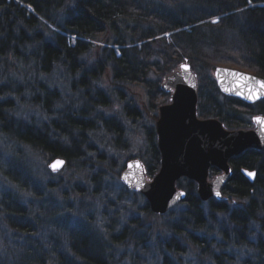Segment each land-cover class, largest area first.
<instances>
[{"label": "trees", "instance_id": "1", "mask_svg": "<svg viewBox=\"0 0 264 264\" xmlns=\"http://www.w3.org/2000/svg\"><path fill=\"white\" fill-rule=\"evenodd\" d=\"M64 2L0 0V57H5L10 50L14 56H19L18 40L31 44L32 39H35L42 45L34 52V56L45 69L59 60L67 63L71 74H79L77 86L86 84L88 76H100L101 71L110 68L114 82L142 85L147 91L148 103L154 107L163 99L167 100L168 96L162 90L163 81L153 80L151 75L165 77L186 61L199 78L197 111L201 119H218L228 129L236 130L250 127L252 116L264 115V100L248 105L238 98L224 96L213 75L216 66H224L264 78V0H74L75 5L68 12L69 18L63 25L55 15ZM28 6L32 7V11ZM211 19L218 21L209 22ZM46 33L51 34V41H43ZM104 35L110 41L109 46L99 52L101 55L98 58L102 57L103 61L97 59L91 69H82L80 58L93 50V41ZM6 47L9 49L6 50ZM3 91L0 88V93ZM11 107L12 102L9 100L0 103V120H3V110ZM73 115L68 118L70 127L67 134L70 136L73 131L81 133L79 138H72L70 147L52 140L46 132H35L33 126L27 125L24 130H12V133L18 141L35 147L38 145V149L48 153L51 158L62 157L69 162L84 159L77 150L86 138L82 131L92 127L90 130L96 132L98 128L84 122V119L77 120ZM121 122L118 118H112L106 128L121 138L124 130ZM147 133L144 152L130 159H139L146 177L151 179L161 167V153L156 131L151 127ZM231 165L234 173L223 189V199L210 201L207 208L197 195L193 182L188 181L187 186L183 187L188 194L183 205L190 206V211L184 213L189 218L191 230L197 233L206 229L209 217L214 212L219 213L224 216L223 223L231 229L230 232L226 228L224 231L217 229L225 243L208 240L206 236L200 238L192 235L190 238L198 255H208L213 264H264V149L247 150L234 158ZM243 169L256 172L254 182L244 176ZM216 171L212 170V176L217 174ZM228 203H234L233 209L227 206ZM40 209L42 216L46 210L44 207ZM144 209L150 213L148 205ZM6 211L18 217L26 216L25 210L21 208ZM37 219L38 222H32V225L22 222L17 224L11 219L9 221V218L6 222L13 229L30 236L39 234L44 224ZM133 223L141 231V223L138 220ZM214 223L217 225L219 222ZM56 224H60V221ZM57 226L53 225L55 228ZM82 226L79 228L75 224L64 231L69 236L64 251H59L63 246L53 243L51 249L54 247L52 251H57L58 255L49 252L48 245L39 238L40 244L34 243L22 249L17 264H50L53 256L57 257V264H135L124 258L116 261L110 252L130 240L139 241L135 239L136 230L127 235L130 231L125 228L106 240L104 234L101 236L92 228L85 229ZM250 227L251 238L245 235ZM112 229L108 227L109 234ZM187 231L190 232V229ZM139 242H143V238ZM230 246L246 247L257 252L253 256L250 254V257L241 250L231 254L228 251ZM175 249H179L177 245ZM12 263L10 258L0 260V264ZM162 264L171 263L166 259Z\"/></svg>", "mask_w": 264, "mask_h": 264}, {"label": "rangeland", "instance_id": "2", "mask_svg": "<svg viewBox=\"0 0 264 264\" xmlns=\"http://www.w3.org/2000/svg\"><path fill=\"white\" fill-rule=\"evenodd\" d=\"M64 3L55 15L63 25L69 18L68 12L75 5L74 0H65ZM51 39L49 33L43 36V41ZM18 41L19 56H14L10 50L5 57H0V88L5 90L0 93V103L9 100L13 106L3 110V120H0V260L10 258V261L17 264L22 249L34 243L40 244L41 239L48 245L49 249H46L49 252L58 255L57 251H52L54 247L51 249V246L55 242L56 246H63L59 251H64L66 238H69L64 231L68 230V226L76 224L79 228L82 225L85 229L90 227L101 236L104 234L106 240H109L108 236H114L113 233L117 234L125 228L130 231L127 235L136 230L135 239L140 241L143 238V242L130 240L124 244L126 246L114 248L110 254L113 253L116 261L124 258L135 264H162L168 259L171 264H213L208 255H198L190 237L206 236L208 240L225 243L223 235L217 230H231L229 225L223 223V215L214 212L210 216L208 213L210 217L209 224L206 223L207 228L194 233L184 213L190 211L189 205L184 206L181 202L165 214H156L151 210L147 198L140 192L129 191L121 179V172L131 160L130 157L144 152L146 134L148 136L151 127L156 131V123L161 115L159 108L169 103L168 98L155 107L150 106L147 91L142 85L114 82L110 68L101 71L100 76H88L86 84L76 86L79 74H71L67 63L59 60L47 69L39 65L34 52L42 43H37L35 39H32L31 44H25L20 39ZM109 41L107 35L93 41V50L80 58L81 68L88 70L97 59L103 61L102 57L98 58L101 55L99 52L109 46ZM8 47L5 49L8 50ZM183 64L189 63L185 61ZM249 74L260 78L256 74ZM150 78L163 81L165 77L153 74ZM82 113L83 116H80ZM70 115L77 120L84 119V122L98 128L96 132L90 130L92 127L83 129L86 138L79 144L80 147L75 145L84 159L69 162L62 157L51 158L48 153L39 150L38 145L35 147L18 141L12 133V130H24L27 125L33 126L35 132H46L52 140L70 147L72 138H79L81 133L73 131L70 136L67 134ZM112 118L122 121L124 130L121 138L106 128ZM59 158L65 160V165L55 172L50 165ZM211 172L208 179L212 178ZM188 181L193 182L182 177L177 181V186L181 184L179 188L186 191L183 187L187 186ZM193 183L199 196L198 185L196 181ZM209 202H203L205 208ZM146 205L150 213L145 211ZM233 205L228 203L227 206L233 209ZM43 207L46 212L41 216L39 211ZM16 208L25 210L26 216L18 217L6 211ZM8 218L17 224L22 222L31 225L32 222H38L39 218L44 224L39 234L27 236L21 230L10 227L6 222ZM58 220L60 224H56ZM137 220L142 225L141 231L133 223ZM214 222L219 223L216 225ZM53 225L58 226L55 228ZM108 227H113L110 234ZM251 232L245 235L251 238ZM138 242L140 244L136 245ZM255 242L258 243L257 239ZM238 250L247 257L257 252L246 247L230 246L228 249L231 254ZM51 262L57 264V257L53 256Z\"/></svg>", "mask_w": 264, "mask_h": 264}, {"label": "water", "instance_id": "3", "mask_svg": "<svg viewBox=\"0 0 264 264\" xmlns=\"http://www.w3.org/2000/svg\"><path fill=\"white\" fill-rule=\"evenodd\" d=\"M183 65L186 67L181 66L168 75L162 84V90L172 95L168 104L160 106L161 115L156 123L162 158L160 170L148 180L141 161L133 159L121 172V179L128 190L143 194L156 214H165L186 201V191L177 186V181L182 177L196 181L201 201H221L222 189L233 175L230 161L247 150L264 149L262 115L252 118L253 128L236 130L225 128L218 119L199 118L198 78L190 64ZM214 76L226 96L239 98L248 104L264 99V87H261L263 78L224 67H217ZM55 161L63 162L55 170L50 166L57 172L63 168L65 160L59 158ZM137 162L142 167L137 166ZM212 168L221 173L209 180ZM243 174L251 182L256 179L255 171L245 169Z\"/></svg>", "mask_w": 264, "mask_h": 264}, {"label": "snow or ice", "instance_id": "4", "mask_svg": "<svg viewBox=\"0 0 264 264\" xmlns=\"http://www.w3.org/2000/svg\"><path fill=\"white\" fill-rule=\"evenodd\" d=\"M182 67H186V66L182 65ZM261 87H264V82H261ZM261 123H264V119L261 120ZM62 163H63L62 161H55L50 166L55 170L58 167V165H61ZM137 166L142 167L141 165L138 164V162H137ZM248 175L253 176L254 173H248ZM125 179L127 180V177H125ZM217 195H219V193H217Z\"/></svg>", "mask_w": 264, "mask_h": 264}, {"label": "bare ground", "instance_id": "5", "mask_svg": "<svg viewBox=\"0 0 264 264\" xmlns=\"http://www.w3.org/2000/svg\"><path fill=\"white\" fill-rule=\"evenodd\" d=\"M31 8V9H30ZM28 9L29 10H32V7L31 6H28ZM217 21H218V19H211V20H209V22H213V23H217ZM220 90V89H219ZM221 91V90H220ZM222 92V91H221Z\"/></svg>", "mask_w": 264, "mask_h": 264}]
</instances>
